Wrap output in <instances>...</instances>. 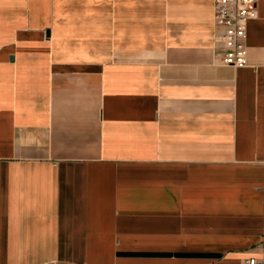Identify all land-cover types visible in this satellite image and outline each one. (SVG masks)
Masks as SVG:
<instances>
[{"label": "crops", "instance_id": "crops-1", "mask_svg": "<svg viewBox=\"0 0 264 264\" xmlns=\"http://www.w3.org/2000/svg\"><path fill=\"white\" fill-rule=\"evenodd\" d=\"M260 3L236 68L214 0H0V264L260 252Z\"/></svg>", "mask_w": 264, "mask_h": 264}, {"label": "built area", "instance_id": "built-area-1", "mask_svg": "<svg viewBox=\"0 0 264 264\" xmlns=\"http://www.w3.org/2000/svg\"><path fill=\"white\" fill-rule=\"evenodd\" d=\"M259 0H214L215 24L221 28L222 63L236 68L248 65V26L256 17ZM242 264H264V236L260 252Z\"/></svg>", "mask_w": 264, "mask_h": 264}, {"label": "rangeland", "instance_id": "rangeland-1", "mask_svg": "<svg viewBox=\"0 0 264 264\" xmlns=\"http://www.w3.org/2000/svg\"><path fill=\"white\" fill-rule=\"evenodd\" d=\"M260 4H261V7L260 8H264V1L260 0Z\"/></svg>", "mask_w": 264, "mask_h": 264}]
</instances>
